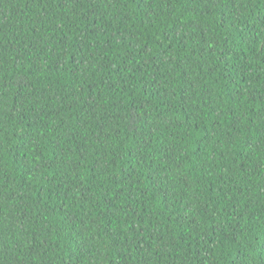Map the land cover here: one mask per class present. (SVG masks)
Segmentation results:
<instances>
[{
  "label": "trees",
  "instance_id": "1",
  "mask_svg": "<svg viewBox=\"0 0 264 264\" xmlns=\"http://www.w3.org/2000/svg\"><path fill=\"white\" fill-rule=\"evenodd\" d=\"M0 264H264V0H0Z\"/></svg>",
  "mask_w": 264,
  "mask_h": 264
}]
</instances>
